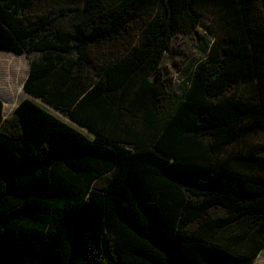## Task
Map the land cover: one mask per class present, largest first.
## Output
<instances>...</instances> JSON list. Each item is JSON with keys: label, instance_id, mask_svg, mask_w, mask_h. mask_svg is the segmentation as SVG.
I'll return each mask as SVG.
<instances>
[{"label": "trees", "instance_id": "16d2710c", "mask_svg": "<svg viewBox=\"0 0 264 264\" xmlns=\"http://www.w3.org/2000/svg\"><path fill=\"white\" fill-rule=\"evenodd\" d=\"M0 50L34 55L0 99V264L255 263L264 0H0Z\"/></svg>", "mask_w": 264, "mask_h": 264}, {"label": "rangeland", "instance_id": "374dc122", "mask_svg": "<svg viewBox=\"0 0 264 264\" xmlns=\"http://www.w3.org/2000/svg\"><path fill=\"white\" fill-rule=\"evenodd\" d=\"M34 55H13L10 52L0 50V99L3 103V114L10 115L19 101L27 96L23 93L22 85L27 75L29 60ZM199 56L195 41L190 38H177L172 50L165 55L164 63L171 69V63H175L180 69H190L193 59ZM175 74L174 70H171ZM52 113L71 123L54 109L48 108ZM74 125V124H73ZM82 132L84 129L79 128ZM254 264H264V249L255 258Z\"/></svg>", "mask_w": 264, "mask_h": 264}]
</instances>
